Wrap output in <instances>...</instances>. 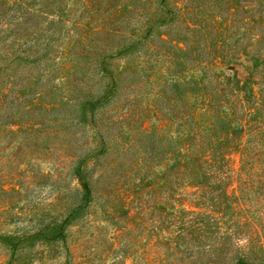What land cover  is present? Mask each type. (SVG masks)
<instances>
[{
  "label": "rangeland",
  "instance_id": "rangeland-1",
  "mask_svg": "<svg viewBox=\"0 0 264 264\" xmlns=\"http://www.w3.org/2000/svg\"><path fill=\"white\" fill-rule=\"evenodd\" d=\"M63 6L61 49L75 47L83 56H73L67 73L54 70L53 61L39 75L22 69L14 80L0 79V93L9 92L10 99L20 93L17 85L24 94L44 92L35 103L10 105L13 118L0 121V233L24 237L14 248L0 243V264H204L212 235L184 232L194 219L190 211L201 210L203 190L190 184L193 169L188 174L177 161L218 155L222 186L240 195V146L246 147L249 134L215 149L198 148L196 141L185 145L189 132H211L218 124L205 107L209 91L219 90L228 110L244 108L246 97L260 92L264 0H65ZM132 35L139 41L134 50L114 52ZM194 46L227 56L210 54L216 62L200 69L194 66ZM97 52L107 59L104 79L94 71ZM114 72L120 78L116 94ZM106 84L103 104L91 108L88 101ZM182 108L189 111L187 123L178 116ZM226 134L222 129L217 135ZM261 152L264 158V143ZM80 164L88 166L85 179L93 198L79 220L67 226L63 242L26 239L24 228L32 223L63 217L80 188L75 176ZM241 179L249 191L234 211L224 214L209 202L201 207L212 209L223 228L245 221L242 235L233 236L259 251L264 173ZM13 251L18 255L11 256Z\"/></svg>",
  "mask_w": 264,
  "mask_h": 264
},
{
  "label": "trees",
  "instance_id": "trees-1",
  "mask_svg": "<svg viewBox=\"0 0 264 264\" xmlns=\"http://www.w3.org/2000/svg\"><path fill=\"white\" fill-rule=\"evenodd\" d=\"M0 0V79L11 78L15 79L17 73L22 69L29 71L28 76L33 74L39 75L45 65L50 62L57 61L54 70L66 71L71 68L73 56L79 58L83 56L81 53H76L75 47L66 50L61 49L62 32L66 21V9L63 6L65 0ZM39 17L43 19L45 24H36L33 18ZM82 31L81 29H79ZM127 35H125V38ZM134 35L129 39L128 43L118 46L114 49L117 54H127L134 50L136 43ZM26 41H30L26 44ZM195 50V67L204 69L208 64H214L216 60L210 54L217 56H227L219 49L214 47L200 46L193 48ZM219 52V53H217ZM95 54L97 66L94 71L104 79L109 74L107 71V59L104 55ZM61 59L62 62L60 61ZM71 60V61H70ZM69 73V72H68ZM73 74V72H72ZM70 73V75H72ZM181 74V73H180ZM178 74V75H180ZM263 83L258 94H249L246 97V105L244 108L232 107L228 110L225 106L226 97L219 95L220 91H209L210 101L205 107L209 108V112L215 118L216 126L214 125L211 132H203L201 128L194 129L193 134L189 132V141L186 142V148L193 145L194 142H199L197 147L204 148L213 146L215 149L218 146L229 142L231 137L249 134L248 144L240 146L242 152L241 167H240V195H232L227 192V188L223 187V177L219 166L221 160L218 155L207 157L201 161L198 157L180 156L177 164L181 170L188 174L191 172V182L195 186L200 187L203 193L201 206L205 202L210 205H218V210L228 215V211H234L238 201H241V195L245 197L249 188L247 181H243L241 177L244 174H254L259 170L264 173V158H261L262 144L264 143V73H261ZM82 79L77 78L75 83H81ZM200 81V80H198ZM197 82V81H196ZM114 94L120 89V78L114 72ZM180 83V82H179ZM177 89L180 86L173 84ZM18 90L20 93L14 99L9 98V92L3 91L0 93V121L4 118L12 119L14 113H11L10 105L24 99L31 100L35 103L43 95V89L22 90L20 85ZM110 85H104L103 89L97 90L96 95L92 97L88 104L91 108H95L97 104H103V98L109 94ZM206 90L205 87H199ZM184 92L181 90V93ZM24 94V95H23ZM38 96L35 98V96ZM219 96L221 98H218ZM31 106L34 104H30ZM179 109V115L184 119V123L188 122L190 117L189 111L185 108ZM247 112L245 115L244 112ZM249 115L246 122L243 117ZM214 123V124H215ZM226 132L227 138L217 135L219 130ZM208 135H213L208 137ZM261 148V149H259ZM198 151V150H197ZM190 167V171L188 169ZM88 169L87 165L80 164L76 170L75 176L78 178L80 188H76L75 197H72L67 203V209L62 218L54 217L48 221L42 220L40 223L34 222L30 227L24 228L23 235H28L25 238H32L50 245L58 242H63L66 236V228L71 223L79 220L87 201L93 198L91 188L85 179V173ZM185 173V174H187ZM214 178L218 181L216 182ZM200 211H190L193 213L191 229H187V235H212L209 244V259L204 264H264V249L253 250L248 244H241L240 240L233 235H242V228L245 221L240 219L230 221V226L223 228L219 223L218 217L212 209L206 208ZM12 218L15 213L11 214ZM46 216H44L45 218ZM227 219V218H225ZM22 231V229H21ZM20 232L11 231L0 233V243L7 247L14 248L19 241H23L24 237H19ZM18 253L13 251L11 256H16Z\"/></svg>",
  "mask_w": 264,
  "mask_h": 264
}]
</instances>
